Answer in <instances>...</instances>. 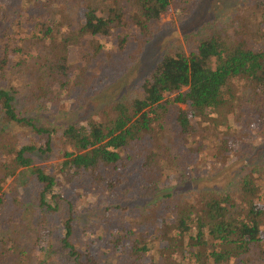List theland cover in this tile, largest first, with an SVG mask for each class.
<instances>
[{
  "label": "trees",
  "instance_id": "16d2710c",
  "mask_svg": "<svg viewBox=\"0 0 264 264\" xmlns=\"http://www.w3.org/2000/svg\"><path fill=\"white\" fill-rule=\"evenodd\" d=\"M12 1L22 11L0 21V208L6 184L21 170L33 177L37 196L30 226L21 219V228L0 235V264H264V162L246 165L223 189L161 195L160 183L179 174L183 163L170 144L186 150L194 119L225 124L232 108L239 120L264 119V46L253 40L247 16L218 17L189 33L187 52L168 46L134 98L60 124L42 112L100 91L105 73L89 64L103 40L116 41L119 54L135 41L146 44L163 16L186 15L200 0H135L136 20L133 0ZM251 1L250 13L264 22V0ZM73 48L77 68L70 65ZM243 89L258 100L252 108L242 103ZM223 133L216 148L230 153L233 135ZM51 155V170L36 164ZM139 182L138 198L147 200L141 209L125 196L129 183ZM91 191L99 204H88L95 212L88 221L100 231L83 241L89 227L75 236L79 204ZM14 202L20 204L17 195Z\"/></svg>",
  "mask_w": 264,
  "mask_h": 264
},
{
  "label": "rangeland",
  "instance_id": "374dc122",
  "mask_svg": "<svg viewBox=\"0 0 264 264\" xmlns=\"http://www.w3.org/2000/svg\"><path fill=\"white\" fill-rule=\"evenodd\" d=\"M118 1L119 5L122 6L124 0ZM251 6V0H200L198 3L191 5V9L186 15L178 14L173 10L163 16L155 27L158 32L153 39L146 44H142V42L139 44L135 41L128 47L127 51L120 54L115 50L116 41L103 40L102 44L105 48L89 64L90 69L96 68L105 73V77L100 82V91L94 96H89L86 100H80L79 102L72 97L70 101L64 102V108L56 106L50 111H43L42 113L46 114L48 119L60 124L71 121H85L95 117L99 109L113 101L134 98L137 96L136 89L153 66L161 59L164 50L168 46L173 45L176 49L187 52L186 35L199 30L218 17L229 19L239 13L245 14L248 23L252 25L253 40L260 43L259 46H264L262 38L264 22H261L260 16L255 19V14L250 13L252 12L250 10ZM129 7V14L135 19L134 16L138 14L135 0L130 3ZM18 9L20 8L12 0H0V21L6 22L12 18V15L16 17L18 12L22 11V8L20 11ZM135 24L137 23L133 22L132 32L134 35L138 33ZM23 33L26 32L23 31ZM78 53V49H71L70 65L72 68L80 66ZM19 80V86L25 92L27 87L25 78L20 76ZM258 90H264V88L260 87ZM77 93H80V91L75 90V95ZM239 95H244L242 103L244 102L246 107L250 101L252 102L250 108L258 103L256 102L257 98L250 90L243 89ZM180 106L186 108L185 105ZM233 111L234 108L228 111L225 124L221 123L220 119H217V125L213 124L211 119L201 123L194 119L193 131L195 133L193 136L183 139L186 158L184 149L180 150V153L176 146L178 144H170L171 153L179 155L180 158L177 156V160L182 162L183 165L179 169V174L174 173L169 178L160 181L164 187L161 195L164 193L187 194L201 188L223 189L225 186L231 185V182L241 175L246 165L264 162V119L243 116L239 120L238 115L233 114ZM223 132H231L230 134L233 135L234 139L228 143L233 149L230 153L216 148L221 143ZM56 162L57 158L54 155L42 156L36 159V164L45 166L48 170H51ZM8 182L10 184L5 186L9 190L6 204L0 208V235L7 233L10 229L12 231L11 225L17 229L21 228L19 225L21 219L26 220L27 226H30L29 223L33 219V214L28 208L37 196L34 179L25 170H21L16 178L10 179ZM140 184L141 182L129 183L125 193L126 203L138 204V209H141L147 203V200L138 198L142 191L139 187ZM14 186L18 188L20 194L17 193ZM11 187H13L12 191H10ZM16 195L20 201L19 205L14 202ZM89 203H92V205L94 203L95 207L99 204V200L97 201L92 191L86 196H81L79 204L81 221L77 226L78 230L75 236L80 238L83 231L82 227H89L87 233L85 232L83 241L96 238V234H99L100 231V229L97 230L94 222L88 221L90 217L95 215V212L92 211L94 208H89ZM96 221L98 223L99 220ZM92 229L97 230L94 235ZM59 230L61 235L63 231L61 228ZM28 233H31V231H28ZM45 239V236H42L40 248L45 245ZM37 253L39 255L40 251L37 250Z\"/></svg>",
  "mask_w": 264,
  "mask_h": 264
}]
</instances>
